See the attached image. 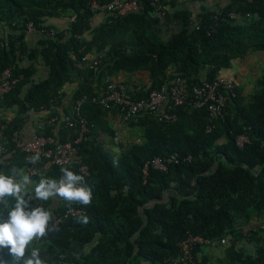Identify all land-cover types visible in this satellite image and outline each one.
<instances>
[{
    "label": "trees",
    "instance_id": "1",
    "mask_svg": "<svg viewBox=\"0 0 264 264\" xmlns=\"http://www.w3.org/2000/svg\"><path fill=\"white\" fill-rule=\"evenodd\" d=\"M139 1L142 10L104 15L91 24L96 12L88 0H0V24L6 30L0 35V72L9 68L13 76L20 75L0 95V117L12 113L3 130L0 173L12 175L16 169L25 174L30 156L13 148L10 133L23 129L29 112L45 118L59 114L56 104L73 71L80 83L71 91V102L96 93L105 76L119 72L130 76L146 71V83L123 81L131 86V95L145 97L174 76L198 84L201 78L217 77L232 59L264 51V0H230L216 9L201 7L195 14L170 2L173 10L166 16L178 20L179 29L167 35L157 29L158 19L151 18L149 0ZM59 18L66 20L60 29L47 23ZM27 23L38 36L34 45L26 41ZM95 54L102 55L94 68H74L81 56ZM38 62L44 76L36 75ZM115 111L88 100L80 106L87 131L77 152L88 167L83 183L92 189L89 205L35 198L41 179L58 180L54 166L30 176L29 207L42 206L53 214L71 207L83 213L58 222L29 245L26 256L37 248L45 264H166L178 255V243L191 234L211 240L206 247L219 249L222 262L215 264H264V225L253 224L264 216V73L245 95L235 85L222 118L210 119L205 108L185 106L175 109V119L167 123L143 114L124 123L137 130L118 143L117 153H110L98 136L113 139L115 130L105 116ZM77 126L42 123L32 136L63 142L76 136ZM239 134L248 139L240 147L234 140ZM173 153L178 161L165 170L150 167L153 157ZM186 156L189 160L182 159ZM6 200L9 208L15 203L12 197ZM7 210L0 204V222ZM83 216L87 223L80 222ZM203 247L195 245L194 264H207ZM0 264H14L8 248H0Z\"/></svg>",
    "mask_w": 264,
    "mask_h": 264
},
{
    "label": "built area",
    "instance_id": "2",
    "mask_svg": "<svg viewBox=\"0 0 264 264\" xmlns=\"http://www.w3.org/2000/svg\"><path fill=\"white\" fill-rule=\"evenodd\" d=\"M148 4L152 17L162 19L166 16L165 0H149ZM88 5L96 13L112 16L143 9V4L139 0H109L102 3L96 0H88ZM229 16L232 19L236 18L234 13H230ZM193 26L197 27L196 24H193ZM26 30L34 32L35 29L30 23H27ZM101 55H83L73 63V66L76 70L94 68L100 61ZM262 73H264V70ZM19 78L20 75L13 76L9 68L3 69L0 72V95L9 91ZM130 91L131 86L125 84L121 79L105 76L96 93L90 96L82 94L71 102L68 114H54L47 118L43 117L42 123L56 124V126L60 125L65 128L73 127L74 123H77L76 136L63 142H59L51 136L43 135L25 138L21 130L11 131L10 141L15 150L28 156H33L36 153L40 154L38 162L25 167V174L29 176L41 175L44 168L54 166L59 172L58 179L63 175L61 170L64 168L84 176V179L89 175L87 165L77 152V144L87 131L86 121L80 114V106L86 100L104 109L114 108L122 123L136 121L143 114H148L157 122H171L176 117L175 109L181 106L192 110L205 108L210 119H220L223 117L226 102L235 95V82L231 78L217 76L211 80L201 78L198 84H187L183 78L174 76L167 83L150 90L145 97H135L130 94ZM9 120L10 117L7 115L0 117V153L4 150L3 130ZM209 129L210 126L206 125L205 130ZM113 139H117L115 134ZM234 140L238 147L248 142L244 134L237 135ZM182 159L189 160V156ZM177 161V156L173 153L165 157H153L149 161V165L152 169L162 171L166 169L167 164L176 163ZM80 213H83V210L67 207L62 212L53 214L50 229L62 219ZM258 224L264 225V217L258 220ZM223 242L224 239H220V243ZM211 244L212 242L209 239L188 234L178 243V255L175 258L166 259L165 262L166 264H194L193 249L195 245L206 247Z\"/></svg>",
    "mask_w": 264,
    "mask_h": 264
},
{
    "label": "clouds",
    "instance_id": "3",
    "mask_svg": "<svg viewBox=\"0 0 264 264\" xmlns=\"http://www.w3.org/2000/svg\"><path fill=\"white\" fill-rule=\"evenodd\" d=\"M39 159V153L26 157L28 163H36ZM61 171L63 175L58 180L44 178L35 185V198L48 201L59 197L68 202L89 205L92 202V189L83 183L84 176L67 168ZM12 172V175L0 173V204L8 209L6 219L0 222V248H8L14 264H45L39 249L33 248L30 256H26V251L33 241L47 236L51 230L53 212L42 206L29 207L30 198L26 197L27 186L32 183L31 178L16 169ZM7 197L15 200L10 208ZM80 222L87 223L88 218L83 216Z\"/></svg>",
    "mask_w": 264,
    "mask_h": 264
},
{
    "label": "crops",
    "instance_id": "4",
    "mask_svg": "<svg viewBox=\"0 0 264 264\" xmlns=\"http://www.w3.org/2000/svg\"><path fill=\"white\" fill-rule=\"evenodd\" d=\"M170 2H175V7H183L190 10L195 14L201 7H206L208 9H216L221 7L230 0H165L166 11L168 14L173 10V7L170 6ZM102 13H96L93 16L91 24H96L103 18ZM151 18H154L151 16ZM47 23L52 24L54 27L60 29L65 26L66 20L64 18L59 19H48ZM157 29L162 33L167 35L170 32H176L179 29V21L173 17L165 16L162 19H158L156 24ZM6 30L0 24V35H5ZM37 34L35 32H27L26 41L28 45H34L37 40ZM22 64L26 63L24 60L21 61ZM227 72L224 71V74L221 73V70L218 71L217 76L231 78L235 85L241 88L242 94L249 93L254 88L255 79L262 74L264 70V51L261 52H249L245 57L239 59H232L231 65L228 68H224ZM46 73L44 66L38 62L36 65V75L44 76ZM115 77L124 81L129 79L130 82L136 83L138 85L146 83L148 81V75L146 71H137L131 74L130 76H125L119 72ZM80 83V78H78L76 71H73L72 81L68 84H65L63 87L64 96L61 98L60 102L56 104V111L59 114H65L70 112V94L71 91ZM5 115L12 117L11 112L4 113ZM43 113H34L29 112L23 129L21 132L24 134L25 138H30L35 133L36 128L40 127L43 119ZM105 119L111 122V127L114 128L117 139H111L104 137L102 133L99 134L98 138L102 142V146L108 150L110 153H117L119 150L118 143L126 142L129 140V129L124 127L116 114V112L108 114L105 116ZM58 197H54V202ZM210 247H203V252L208 256L207 264L216 262H222V255L220 251H217L214 258L215 261L212 262L211 256L212 253L208 251ZM210 250V249H209Z\"/></svg>",
    "mask_w": 264,
    "mask_h": 264
},
{
    "label": "rangeland",
    "instance_id": "5",
    "mask_svg": "<svg viewBox=\"0 0 264 264\" xmlns=\"http://www.w3.org/2000/svg\"><path fill=\"white\" fill-rule=\"evenodd\" d=\"M224 71L227 72L226 69H222V70H221V73L224 74ZM126 128L129 129V127H126ZM136 130H137V128H130V129H129V133H131V134H135ZM263 217H264V216H263ZM254 222H255V223H253V224H256V223L258 224V220H257V221L255 220ZM209 249H210V250H209ZM209 249H208V251L212 253V255H210V256H211V260H212V262H214V261H215L214 256H215L216 252L219 251V249L216 248V247H213V246H211ZM210 264H213V263L210 262Z\"/></svg>",
    "mask_w": 264,
    "mask_h": 264
}]
</instances>
